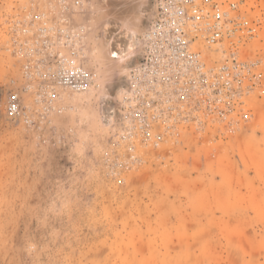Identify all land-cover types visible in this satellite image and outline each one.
Masks as SVG:
<instances>
[{
    "label": "rangeland",
    "instance_id": "rangeland-1",
    "mask_svg": "<svg viewBox=\"0 0 264 264\" xmlns=\"http://www.w3.org/2000/svg\"><path fill=\"white\" fill-rule=\"evenodd\" d=\"M74 1L0 0V264H264V0L241 8L254 33L239 58L262 77L238 124L180 126L158 145L124 140L104 110L152 0ZM61 27L83 35L88 91L49 75L45 41ZM116 32L137 38L121 57Z\"/></svg>",
    "mask_w": 264,
    "mask_h": 264
},
{
    "label": "built area",
    "instance_id": "built-area-1",
    "mask_svg": "<svg viewBox=\"0 0 264 264\" xmlns=\"http://www.w3.org/2000/svg\"><path fill=\"white\" fill-rule=\"evenodd\" d=\"M154 2L157 10L139 38L141 60L130 67L129 87L117 103L124 140L158 145L189 124L199 129L221 124L232 130L238 124L234 110L262 77L255 62L239 58V48L254 33L241 11L246 0ZM54 32L57 38L45 41L53 51L51 79L71 91H88L97 74L77 48L83 35L74 27ZM62 46L70 52L62 53ZM217 52L220 58L207 56ZM9 109L14 113L18 105L11 103Z\"/></svg>",
    "mask_w": 264,
    "mask_h": 264
},
{
    "label": "water",
    "instance_id": "water-1",
    "mask_svg": "<svg viewBox=\"0 0 264 264\" xmlns=\"http://www.w3.org/2000/svg\"><path fill=\"white\" fill-rule=\"evenodd\" d=\"M153 4V0L151 1V7ZM146 24V23H145ZM136 36L134 35V33L129 32L125 35H121L120 32H116L115 38L112 39L111 42V51H112V56L114 57H121L125 54V52L123 51H129L132 47H136L137 46V42H136ZM141 60V55L138 53V55H136L134 57V59L131 61L129 67L135 65L136 63H138ZM114 106L113 102H107L105 105V116L107 118L111 117V108Z\"/></svg>",
    "mask_w": 264,
    "mask_h": 264
},
{
    "label": "bare ground",
    "instance_id": "bare-ground-1",
    "mask_svg": "<svg viewBox=\"0 0 264 264\" xmlns=\"http://www.w3.org/2000/svg\"><path fill=\"white\" fill-rule=\"evenodd\" d=\"M153 6H154V11L157 10V6L155 5V2H153ZM154 11H153V14H154ZM153 17V15H152ZM151 19L149 20V22L147 23L146 27H144L142 33L140 34V36L147 30V27L150 23ZM129 71H130V67L128 68V71H127V74L125 75V85L123 86L124 90L128 89L129 87ZM113 107L111 108V113L113 112V117H114V120L116 119L117 122H119V114H118V111H117V104L115 105V108L113 109Z\"/></svg>",
    "mask_w": 264,
    "mask_h": 264
}]
</instances>
